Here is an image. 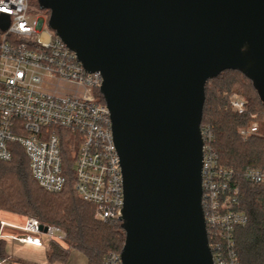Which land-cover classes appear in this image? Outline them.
<instances>
[{
  "label": "water",
  "instance_id": "1",
  "mask_svg": "<svg viewBox=\"0 0 264 264\" xmlns=\"http://www.w3.org/2000/svg\"><path fill=\"white\" fill-rule=\"evenodd\" d=\"M37 3L102 79L122 174L121 264H213L201 205L204 90L235 71L264 104V0Z\"/></svg>",
  "mask_w": 264,
  "mask_h": 264
},
{
  "label": "built area",
  "instance_id": "2",
  "mask_svg": "<svg viewBox=\"0 0 264 264\" xmlns=\"http://www.w3.org/2000/svg\"><path fill=\"white\" fill-rule=\"evenodd\" d=\"M30 3L0 0V21H8L7 29L0 30V162H10L11 146H20L38 187L59 193L66 183L61 144L68 139L76 147L74 192L95 207L96 220L119 221L122 174L110 114L96 96L101 76L84 71L74 53L51 30L47 29L48 42L37 38L48 19H31ZM50 80L56 85H50ZM58 84L66 86L65 94H60L63 89ZM229 104L236 115L246 113L241 96L231 94ZM257 131L252 118L239 129V135L245 139ZM201 137V205L212 263L239 264L234 231L246 225L247 217L239 210L238 179L264 184V170L247 168L238 177L233 169L219 166L211 131L201 130ZM21 230L26 236L19 240L37 247L41 243L30 236L43 233L55 243L64 239L61 229L42 226L31 217L25 219ZM104 263L121 264L119 254H109Z\"/></svg>",
  "mask_w": 264,
  "mask_h": 264
},
{
  "label": "trees",
  "instance_id": "3",
  "mask_svg": "<svg viewBox=\"0 0 264 264\" xmlns=\"http://www.w3.org/2000/svg\"><path fill=\"white\" fill-rule=\"evenodd\" d=\"M45 16L48 19V11ZM232 92L246 103V113L242 116L230 107ZM204 94L200 129L211 131L219 166L233 169L238 177L247 168L264 170V104L251 82L239 72L224 71L206 82ZM96 96L105 104L99 92ZM252 118L258 126L257 134L243 139L239 129ZM11 148V161L0 162V215L31 217L42 226L61 229L64 239L51 243V252L47 253L50 260L63 263L67 252L76 250L86 258L87 264H105L106 256L120 254L124 243L120 222L96 220L95 207L83 202L74 192L75 144L68 139L61 144L66 183L59 193H47L39 188L31 177L23 149L18 145ZM238 186L239 210L246 215L247 223L234 231L235 253L239 264H264V184L239 178Z\"/></svg>",
  "mask_w": 264,
  "mask_h": 264
},
{
  "label": "crops",
  "instance_id": "4",
  "mask_svg": "<svg viewBox=\"0 0 264 264\" xmlns=\"http://www.w3.org/2000/svg\"><path fill=\"white\" fill-rule=\"evenodd\" d=\"M25 219L12 214L2 213L0 223L1 258L3 264H87L86 258L76 250H69L63 263L56 259H48L47 253L51 252V241L43 234L32 235V239L41 243L39 247L19 239L26 236L21 230ZM43 237L47 240L43 242Z\"/></svg>",
  "mask_w": 264,
  "mask_h": 264
},
{
  "label": "rangeland",
  "instance_id": "5",
  "mask_svg": "<svg viewBox=\"0 0 264 264\" xmlns=\"http://www.w3.org/2000/svg\"><path fill=\"white\" fill-rule=\"evenodd\" d=\"M30 10H29V13L28 15L31 16L32 18L31 19H34V17H37V18H45V11H41L38 7V3H37V0H32V2L30 3ZM47 25H43L42 28H41V31L39 32L37 38L40 39L41 41H46L48 42L49 41V35H48V31H47ZM50 85H56V82L55 81H52L50 80L48 82ZM58 88H62L63 90L60 91V94H65V91L66 90V86H64L63 84H58ZM234 94H237L236 92H232ZM24 218V217H23ZM43 239V242H45L47 239L45 237L42 238Z\"/></svg>",
  "mask_w": 264,
  "mask_h": 264
}]
</instances>
